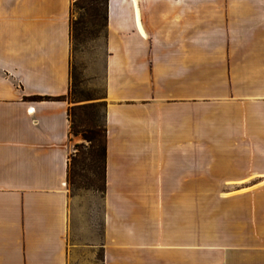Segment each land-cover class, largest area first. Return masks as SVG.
Returning a JSON list of instances; mask_svg holds the SVG:
<instances>
[{"label":"crops","instance_id":"crops-1","mask_svg":"<svg viewBox=\"0 0 264 264\" xmlns=\"http://www.w3.org/2000/svg\"><path fill=\"white\" fill-rule=\"evenodd\" d=\"M71 8L0 0V264H69ZM107 13L102 264H264V0Z\"/></svg>","mask_w":264,"mask_h":264},{"label":"rangeland","instance_id":"rangeland-1","mask_svg":"<svg viewBox=\"0 0 264 264\" xmlns=\"http://www.w3.org/2000/svg\"><path fill=\"white\" fill-rule=\"evenodd\" d=\"M83 11L72 0L71 23L79 20ZM71 102L80 104L103 102L105 94V31L99 33L72 31L71 34ZM103 106L98 108L97 122L104 119ZM81 135L72 136L73 152ZM99 185V183L97 184ZM96 185V186H97ZM100 187V186H99ZM98 187V188H99ZM74 210L69 232V264H102V193L82 183L69 184Z\"/></svg>","mask_w":264,"mask_h":264},{"label":"trees","instance_id":"trees-1","mask_svg":"<svg viewBox=\"0 0 264 264\" xmlns=\"http://www.w3.org/2000/svg\"><path fill=\"white\" fill-rule=\"evenodd\" d=\"M108 1L75 0V6L83 12L79 20L71 23V34L72 31H75L76 35L86 31L96 34L101 30L106 31ZM72 87L73 84H71V89ZM31 98L34 100L63 99L64 96H32ZM100 106L105 108V103L77 104L76 101H73L69 107L71 132L73 135L80 134L84 142L77 143L74 152L70 155L68 182L69 184L82 183L87 187L101 188L104 191L106 127L104 119L102 124L98 123L96 119ZM98 183L99 185H97Z\"/></svg>","mask_w":264,"mask_h":264}]
</instances>
